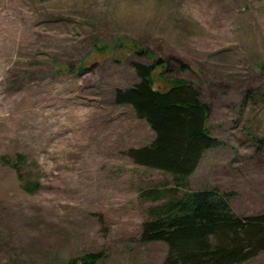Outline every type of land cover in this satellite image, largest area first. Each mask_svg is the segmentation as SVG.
I'll return each mask as SVG.
<instances>
[{"label":"rangeland","instance_id":"rangeland-1","mask_svg":"<svg viewBox=\"0 0 264 264\" xmlns=\"http://www.w3.org/2000/svg\"><path fill=\"white\" fill-rule=\"evenodd\" d=\"M159 58L155 86L161 72L192 82L221 141L192 188L234 192L242 216L264 211V0H0V264L164 260L166 243L140 240L152 202L139 192L172 178L125 154L154 134L114 101L140 81L133 62ZM17 153L23 179L2 160Z\"/></svg>","mask_w":264,"mask_h":264},{"label":"trees","instance_id":"trees-1","mask_svg":"<svg viewBox=\"0 0 264 264\" xmlns=\"http://www.w3.org/2000/svg\"><path fill=\"white\" fill-rule=\"evenodd\" d=\"M158 65L133 62L140 81L116 88L114 95L116 104L132 107L154 134L151 142L129 147L125 154L135 164L172 178L140 190V198L152 202L140 240L166 243L167 254L159 264H243L264 251V211L242 216L231 205L234 192L217 186L192 188L190 178L205 153L221 141L209 131L210 107L200 90L187 79L164 77L162 72L158 80L165 88L156 87ZM255 94L264 98V84ZM2 160L24 178L21 165L27 162L26 155ZM39 186L38 177L28 178L23 185L29 193ZM103 256V251L86 252L59 264H97Z\"/></svg>","mask_w":264,"mask_h":264},{"label":"water","instance_id":"water-1","mask_svg":"<svg viewBox=\"0 0 264 264\" xmlns=\"http://www.w3.org/2000/svg\"><path fill=\"white\" fill-rule=\"evenodd\" d=\"M157 64H161L163 63V59L162 58H159L157 61H156Z\"/></svg>","mask_w":264,"mask_h":264}]
</instances>
